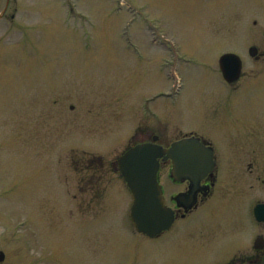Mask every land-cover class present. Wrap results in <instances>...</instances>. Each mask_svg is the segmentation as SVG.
Listing matches in <instances>:
<instances>
[{
	"label": "rangeland",
	"instance_id": "rangeland-1",
	"mask_svg": "<svg viewBox=\"0 0 264 264\" xmlns=\"http://www.w3.org/2000/svg\"><path fill=\"white\" fill-rule=\"evenodd\" d=\"M6 3L0 264H207L185 262L176 232H132L117 159L146 130L165 144L198 132L220 154L219 179L241 177L226 169L225 139L264 127V60L248 54L264 51V0H0V14ZM227 52L244 73L229 96Z\"/></svg>",
	"mask_w": 264,
	"mask_h": 264
},
{
	"label": "flooded vegetation",
	"instance_id": "flooded-vegetation-1",
	"mask_svg": "<svg viewBox=\"0 0 264 264\" xmlns=\"http://www.w3.org/2000/svg\"><path fill=\"white\" fill-rule=\"evenodd\" d=\"M7 8L8 4L6 3L1 18L4 17ZM70 10L72 11V9ZM255 47V61L260 62L264 60V51ZM262 70V68L256 69L255 77L258 78V81L264 77ZM220 76L228 96L243 91L244 86L239 87V82L244 76L243 72L231 82L225 81L221 73ZM257 91L261 94L258 102L259 121H263L264 90L258 87ZM234 119H236L234 122L238 121L236 117ZM254 129V132L250 130L237 132L235 137L225 139L227 153L224 156H230L227 159L228 162L225 163L228 166L226 169H238L236 171H239L238 173L241 175L238 179L232 177L230 181L219 179L220 154L214 142L198 132L182 133L176 140L194 136L204 145L211 147L214 162L213 171L198 181H175L171 178L172 160L161 158L158 173L159 182L166 204L174 210V222L169 230L161 232L154 238L138 233L134 228H132V232L150 240L176 232L177 249L194 256V258L186 259L185 262L263 264L264 142L260 140H263L264 127L259 124ZM145 132L147 137L142 138L138 143L155 140L162 147L168 148L173 142L165 144L161 142L159 135L150 130ZM140 133H144V130H140ZM139 247L135 249L137 255H139ZM130 264L159 263L141 262L134 259Z\"/></svg>",
	"mask_w": 264,
	"mask_h": 264
},
{
	"label": "water",
	"instance_id": "water-1",
	"mask_svg": "<svg viewBox=\"0 0 264 264\" xmlns=\"http://www.w3.org/2000/svg\"><path fill=\"white\" fill-rule=\"evenodd\" d=\"M255 48L250 55H255ZM219 66L226 78L237 77L241 63L234 54H224ZM212 150L196 138L178 140L164 149L154 143L136 145L118 160L123 179L133 194L131 220L138 232L154 237L170 228L174 212L165 206L161 187L157 181L159 159H171V176L176 180L198 181L213 171ZM4 255L0 253V262ZM264 264V261H263Z\"/></svg>",
	"mask_w": 264,
	"mask_h": 264
}]
</instances>
